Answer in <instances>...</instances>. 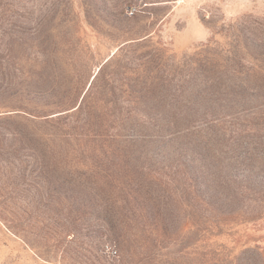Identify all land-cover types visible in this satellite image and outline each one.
<instances>
[{"label": "rangeland", "instance_id": "obj_1", "mask_svg": "<svg viewBox=\"0 0 264 264\" xmlns=\"http://www.w3.org/2000/svg\"><path fill=\"white\" fill-rule=\"evenodd\" d=\"M0 264H264V0H0Z\"/></svg>", "mask_w": 264, "mask_h": 264}, {"label": "built area", "instance_id": "obj_2", "mask_svg": "<svg viewBox=\"0 0 264 264\" xmlns=\"http://www.w3.org/2000/svg\"><path fill=\"white\" fill-rule=\"evenodd\" d=\"M112 253H113V254H115L116 252H115V251H113Z\"/></svg>", "mask_w": 264, "mask_h": 264}]
</instances>
